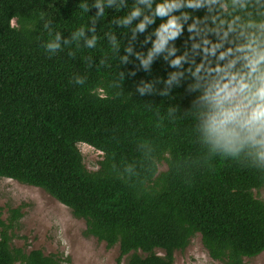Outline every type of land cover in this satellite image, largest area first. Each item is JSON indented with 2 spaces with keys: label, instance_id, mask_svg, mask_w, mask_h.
<instances>
[{
  "label": "trees",
  "instance_id": "1",
  "mask_svg": "<svg viewBox=\"0 0 264 264\" xmlns=\"http://www.w3.org/2000/svg\"><path fill=\"white\" fill-rule=\"evenodd\" d=\"M93 3L0 0V178L45 191L85 221V237L118 246L126 264H174L195 234L223 264L259 255L264 198L253 191L264 186V171L242 157L207 154L194 131L193 79L185 72L166 83L188 67L169 63L190 49L186 27L169 41L172 56L166 46L145 65L166 17L140 31L142 16L118 23L136 0L105 3L101 16ZM81 26L84 37L72 40ZM57 32L61 47L50 54L44 44ZM92 35L96 45L86 47ZM79 143L101 152L95 171L84 166ZM21 208H7L6 218L0 208V264H61L57 255L12 245Z\"/></svg>",
  "mask_w": 264,
  "mask_h": 264
},
{
  "label": "clouds",
  "instance_id": "2",
  "mask_svg": "<svg viewBox=\"0 0 264 264\" xmlns=\"http://www.w3.org/2000/svg\"><path fill=\"white\" fill-rule=\"evenodd\" d=\"M112 2L94 0L91 7L101 16L105 3ZM80 7L88 10L86 3ZM201 9L202 15L193 14ZM141 16L143 19L135 25L140 31L156 17H166L155 30L156 39L142 60L145 65L166 46L172 56L177 49L169 41H174L185 27L190 34V49L169 61L172 66L187 63L188 67L171 73L166 83L185 72L193 79L190 87L199 93L194 131L207 154L219 153L238 162L242 157L249 167L264 171V0H136L118 23L128 24ZM89 31L94 32V28ZM84 32L85 26H81L71 34L72 40L84 37ZM60 41L57 32L44 48L55 53L61 47ZM96 42L95 35L85 39L89 48ZM68 43L64 39V44ZM83 82V78H76V83ZM138 90L143 95L144 88Z\"/></svg>",
  "mask_w": 264,
  "mask_h": 264
},
{
  "label": "rangeland",
  "instance_id": "3",
  "mask_svg": "<svg viewBox=\"0 0 264 264\" xmlns=\"http://www.w3.org/2000/svg\"><path fill=\"white\" fill-rule=\"evenodd\" d=\"M78 149L83 164L89 171L98 168L102 154L89 145L79 143ZM165 163L158 165L159 171ZM255 197L264 198V186L253 191ZM22 207V217L12 228V245L25 251L38 249L45 255L53 254L62 259L61 264H126L119 258L118 246L106 247L94 237H85V221L74 217L70 210L58 203L40 188L0 178V208L2 218L7 217V208ZM158 255H163L160 250ZM174 264H223L212 260L203 247L199 234H195L183 250L174 252ZM244 264H264V251Z\"/></svg>",
  "mask_w": 264,
  "mask_h": 264
}]
</instances>
